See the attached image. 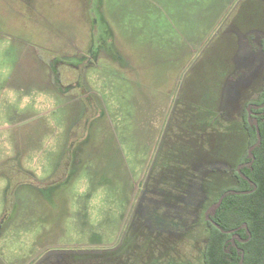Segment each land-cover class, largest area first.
Segmentation results:
<instances>
[{"label":"rangeland","instance_id":"374dc122","mask_svg":"<svg viewBox=\"0 0 264 264\" xmlns=\"http://www.w3.org/2000/svg\"><path fill=\"white\" fill-rule=\"evenodd\" d=\"M262 39L264 0H0V264H202Z\"/></svg>","mask_w":264,"mask_h":264},{"label":"trees","instance_id":"16d2710c","mask_svg":"<svg viewBox=\"0 0 264 264\" xmlns=\"http://www.w3.org/2000/svg\"><path fill=\"white\" fill-rule=\"evenodd\" d=\"M259 43L264 54V39ZM251 99L245 102L242 117L247 134L246 146H252L250 152L253 157L246 149L238 157L240 170L233 169L241 185L237 190L249 192L235 193L226 189L220 192L219 197L225 192L222 200L207 212L217 226L206 220L208 236L202 264H264V68L262 84L255 98ZM261 104L263 106H259ZM247 105L249 119L245 110Z\"/></svg>","mask_w":264,"mask_h":264},{"label":"water","instance_id":"95a60500","mask_svg":"<svg viewBox=\"0 0 264 264\" xmlns=\"http://www.w3.org/2000/svg\"><path fill=\"white\" fill-rule=\"evenodd\" d=\"M247 112H248V119H249V116H250V114H249V106H247ZM256 130H257V135H258V141L257 142H259L260 141V135H259V132H258V128H257V125H256ZM251 148H252V146L251 147H248V153H250V155L253 157V155L251 154V152H250V150H251ZM240 166H241V164H239L238 166H237V171H239L240 170ZM241 175H243V174H241ZM233 192H235V193H246V192H249V191H244V190H232ZM225 195V192L223 193V194H221L220 195V197L218 198V200L216 201V202H214L210 207H208V209L206 210V212H205V215H206V220H208V221H211L214 225H216L217 226V224L215 223V222H213L212 220H210V218H209V216H208V214H207V212L209 211V210H211L216 204H218L221 200H222V198H223V196ZM223 232H228L227 230H222ZM231 240L233 241L234 240V235L231 237Z\"/></svg>","mask_w":264,"mask_h":264},{"label":"crops","instance_id":"0c3cea01","mask_svg":"<svg viewBox=\"0 0 264 264\" xmlns=\"http://www.w3.org/2000/svg\"><path fill=\"white\" fill-rule=\"evenodd\" d=\"M247 100H248V99H247ZM247 100H246V101H247ZM246 101H245V102H246Z\"/></svg>","mask_w":264,"mask_h":264}]
</instances>
